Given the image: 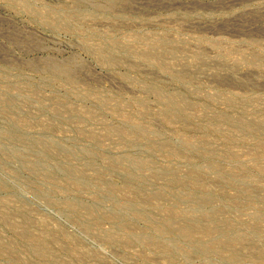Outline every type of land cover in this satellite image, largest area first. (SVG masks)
<instances>
[{"label":"rangeland","instance_id":"obj_1","mask_svg":"<svg viewBox=\"0 0 264 264\" xmlns=\"http://www.w3.org/2000/svg\"><path fill=\"white\" fill-rule=\"evenodd\" d=\"M0 264H264V0H0Z\"/></svg>","mask_w":264,"mask_h":264}]
</instances>
